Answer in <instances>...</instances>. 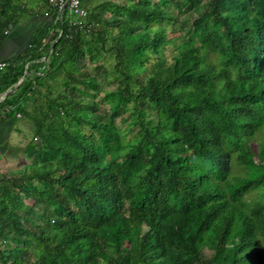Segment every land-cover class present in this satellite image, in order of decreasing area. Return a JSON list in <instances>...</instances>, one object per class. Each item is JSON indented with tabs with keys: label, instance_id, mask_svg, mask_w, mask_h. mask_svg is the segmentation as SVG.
<instances>
[{
	"label": "trees",
	"instance_id": "16d2710c",
	"mask_svg": "<svg viewBox=\"0 0 264 264\" xmlns=\"http://www.w3.org/2000/svg\"><path fill=\"white\" fill-rule=\"evenodd\" d=\"M40 12L0 59V94L27 71L0 123L34 121L0 173V264H264V0L103 1L86 30L0 0V44Z\"/></svg>",
	"mask_w": 264,
	"mask_h": 264
},
{
	"label": "rangeland",
	"instance_id": "374dc122",
	"mask_svg": "<svg viewBox=\"0 0 264 264\" xmlns=\"http://www.w3.org/2000/svg\"><path fill=\"white\" fill-rule=\"evenodd\" d=\"M103 1H114L117 3H123L126 2L127 0H83L84 6L88 9L91 10L95 4H98ZM94 5V6H93ZM93 12H96L92 10ZM174 14L177 15V11L173 10ZM90 15V14H89ZM106 16H109V13L105 14ZM178 19L186 22L187 25L191 23V16L189 11H185L181 14L178 15ZM174 34H178L177 32H174ZM101 57V56H99ZM46 60V58H43ZM97 59V58H96ZM101 59V58H99ZM104 59V58H102ZM101 59V61H102ZM105 62L103 64V70L109 66V63H111V59H104ZM98 61L94 62H89V68L91 73L96 72V67L95 64ZM110 78V77H109ZM112 78H110V81ZM107 82H103L105 84ZM52 90L57 89V84L52 85ZM100 90V89H98ZM19 120L16 123V127H18L19 131H12L11 135L9 137V140H7V144L10 146V149H7V146L4 150V153L2 154V159H0V173L3 174L7 171L13 170V169H20L25 165L27 162H29V159L25 158V155L23 153V148L25 145L31 140L32 138V133H33V123L34 121H31L30 119L25 118L24 116H19ZM120 126L123 124L121 122H118ZM36 186L39 184L37 182L34 183ZM29 203V202H28ZM39 211H43L42 206H39ZM216 264H224L223 258L220 255L216 256Z\"/></svg>",
	"mask_w": 264,
	"mask_h": 264
},
{
	"label": "crops",
	"instance_id": "0c3cea01",
	"mask_svg": "<svg viewBox=\"0 0 264 264\" xmlns=\"http://www.w3.org/2000/svg\"><path fill=\"white\" fill-rule=\"evenodd\" d=\"M96 5L97 4H95V6ZM51 18V12H40L29 20L27 19L28 21H25L21 26L13 30L14 32L11 31L9 40L7 39L0 44V59L8 57L12 58L23 50L37 24L40 23L45 25V23H50ZM14 130L19 131L16 124L12 125L9 122L0 123V159H2V154L4 153L6 146L7 149L9 147L7 140H9L11 132Z\"/></svg>",
	"mask_w": 264,
	"mask_h": 264
},
{
	"label": "built area",
	"instance_id": "2783aa9c",
	"mask_svg": "<svg viewBox=\"0 0 264 264\" xmlns=\"http://www.w3.org/2000/svg\"><path fill=\"white\" fill-rule=\"evenodd\" d=\"M49 3L57 9L59 15L63 10H67L68 16L70 17L69 27L86 30L88 27L93 26V23H88L89 10L84 6L83 0H49ZM10 29L11 27L9 26L6 29V33L9 32ZM7 66L8 62L0 60V70L5 69ZM19 115L20 114H17V116Z\"/></svg>",
	"mask_w": 264,
	"mask_h": 264
},
{
	"label": "water",
	"instance_id": "95a60500",
	"mask_svg": "<svg viewBox=\"0 0 264 264\" xmlns=\"http://www.w3.org/2000/svg\"><path fill=\"white\" fill-rule=\"evenodd\" d=\"M27 75V71L24 72L23 76L21 77V79L18 81V83L16 84V86L18 84H20L26 77ZM16 86H14L13 89H8L7 91H5L3 94L0 95V101L3 100L5 98V96H7L8 94H10L11 92H13L16 88Z\"/></svg>",
	"mask_w": 264,
	"mask_h": 264
},
{
	"label": "clouds",
	"instance_id": "9594fccd",
	"mask_svg": "<svg viewBox=\"0 0 264 264\" xmlns=\"http://www.w3.org/2000/svg\"><path fill=\"white\" fill-rule=\"evenodd\" d=\"M190 12V16H191V19H192V13H191V11H189ZM89 14H90V12H89ZM2 61V60H1ZM11 89V88H10ZM3 94V93H2ZM1 95V94H0ZM2 101V100H1ZM17 114H19V113H17ZM20 116V115H19ZM18 116V117H19Z\"/></svg>",
	"mask_w": 264,
	"mask_h": 264
}]
</instances>
